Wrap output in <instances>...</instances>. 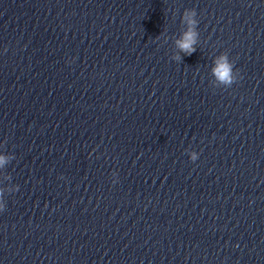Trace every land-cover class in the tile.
<instances>
[{
	"label": "clouds",
	"instance_id": "obj_1",
	"mask_svg": "<svg viewBox=\"0 0 264 264\" xmlns=\"http://www.w3.org/2000/svg\"><path fill=\"white\" fill-rule=\"evenodd\" d=\"M192 23H195L194 21ZM196 43V33L194 31H188L184 33L183 38L177 41L178 47L186 54L191 55L194 51V44ZM216 78L225 84L232 83V65L227 61V58L222 56L216 62V67L213 69ZM3 158L0 157V164H2Z\"/></svg>",
	"mask_w": 264,
	"mask_h": 264
}]
</instances>
